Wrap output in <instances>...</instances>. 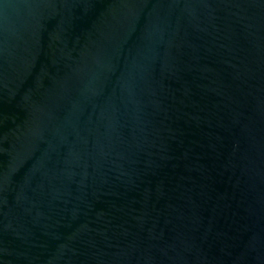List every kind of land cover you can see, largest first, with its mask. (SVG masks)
Listing matches in <instances>:
<instances>
[{
    "label": "water",
    "instance_id": "1",
    "mask_svg": "<svg viewBox=\"0 0 264 264\" xmlns=\"http://www.w3.org/2000/svg\"><path fill=\"white\" fill-rule=\"evenodd\" d=\"M0 264H264V0H0Z\"/></svg>",
    "mask_w": 264,
    "mask_h": 264
}]
</instances>
